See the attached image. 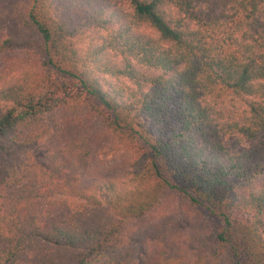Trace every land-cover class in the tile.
Instances as JSON below:
<instances>
[{
	"label": "trees",
	"instance_id": "obj_1",
	"mask_svg": "<svg viewBox=\"0 0 264 264\" xmlns=\"http://www.w3.org/2000/svg\"><path fill=\"white\" fill-rule=\"evenodd\" d=\"M0 264H264V0H0Z\"/></svg>",
	"mask_w": 264,
	"mask_h": 264
}]
</instances>
